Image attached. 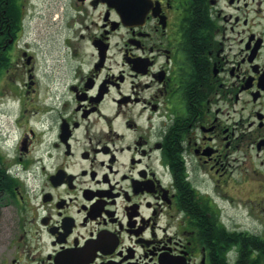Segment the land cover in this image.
Returning a JSON list of instances; mask_svg holds the SVG:
<instances>
[{
	"label": "flooded vegetation",
	"instance_id": "af4514ba",
	"mask_svg": "<svg viewBox=\"0 0 264 264\" xmlns=\"http://www.w3.org/2000/svg\"><path fill=\"white\" fill-rule=\"evenodd\" d=\"M0 264H264V0H0Z\"/></svg>",
	"mask_w": 264,
	"mask_h": 264
},
{
	"label": "rangeland",
	"instance_id": "374dc122",
	"mask_svg": "<svg viewBox=\"0 0 264 264\" xmlns=\"http://www.w3.org/2000/svg\"><path fill=\"white\" fill-rule=\"evenodd\" d=\"M36 1H37V0H36ZM38 2L41 3V4H43V0H38ZM236 205H237V204H236ZM232 212L239 214V213H242L243 211H242V209H239V210H231V209H229V210H228V213H229V214H231ZM240 222L243 223L244 221H243V220H240Z\"/></svg>",
	"mask_w": 264,
	"mask_h": 264
}]
</instances>
